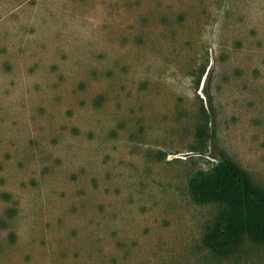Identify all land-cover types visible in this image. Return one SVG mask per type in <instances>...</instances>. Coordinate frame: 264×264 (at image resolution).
Masks as SVG:
<instances>
[{"label":"rangeland","instance_id":"374dc122","mask_svg":"<svg viewBox=\"0 0 264 264\" xmlns=\"http://www.w3.org/2000/svg\"><path fill=\"white\" fill-rule=\"evenodd\" d=\"M219 151L264 188V0H0V264H264L202 245Z\"/></svg>","mask_w":264,"mask_h":264},{"label":"trees","instance_id":"16d2710c","mask_svg":"<svg viewBox=\"0 0 264 264\" xmlns=\"http://www.w3.org/2000/svg\"><path fill=\"white\" fill-rule=\"evenodd\" d=\"M201 136L215 146L214 130L209 133L202 129ZM215 156L219 161L209 171L196 173L190 190L198 203L217 205L216 213L205 225L203 247L228 258L247 244L264 246V188L224 151Z\"/></svg>","mask_w":264,"mask_h":264}]
</instances>
